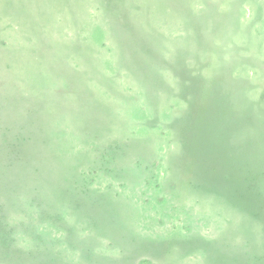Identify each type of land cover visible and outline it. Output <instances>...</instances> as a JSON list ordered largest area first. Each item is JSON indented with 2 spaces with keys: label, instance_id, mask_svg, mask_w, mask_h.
Masks as SVG:
<instances>
[{
  "label": "rangeland",
  "instance_id": "rangeland-1",
  "mask_svg": "<svg viewBox=\"0 0 264 264\" xmlns=\"http://www.w3.org/2000/svg\"><path fill=\"white\" fill-rule=\"evenodd\" d=\"M0 198L59 245L264 264V0H0Z\"/></svg>",
  "mask_w": 264,
  "mask_h": 264
},
{
  "label": "crops",
  "instance_id": "crops-1",
  "mask_svg": "<svg viewBox=\"0 0 264 264\" xmlns=\"http://www.w3.org/2000/svg\"><path fill=\"white\" fill-rule=\"evenodd\" d=\"M10 167L15 166H3ZM0 199L4 205H8L4 198ZM23 212L24 210L11 207L8 210H0V264H103L105 260L115 259L119 260L117 264H196L185 260L184 254L179 255L181 251L175 252L179 249L178 246L159 252H156L154 247L147 246L134 252L129 245H125L116 251L117 249L110 248L107 243H104L106 247L95 245L96 243L90 244L87 240L80 244V240L74 238L69 241L63 239L59 245L51 237L50 231L53 235L68 236L67 231L44 226L48 233V236L44 237V231L31 225L32 220L38 218H26ZM56 252L60 253L59 258L56 257Z\"/></svg>",
  "mask_w": 264,
  "mask_h": 264
},
{
  "label": "trees",
  "instance_id": "trees-1",
  "mask_svg": "<svg viewBox=\"0 0 264 264\" xmlns=\"http://www.w3.org/2000/svg\"><path fill=\"white\" fill-rule=\"evenodd\" d=\"M144 264H150V263L147 262V263H144Z\"/></svg>",
  "mask_w": 264,
  "mask_h": 264
}]
</instances>
